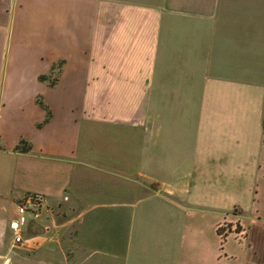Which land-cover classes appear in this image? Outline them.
<instances>
[{
  "label": "crops",
  "instance_id": "crops-1",
  "mask_svg": "<svg viewBox=\"0 0 264 264\" xmlns=\"http://www.w3.org/2000/svg\"><path fill=\"white\" fill-rule=\"evenodd\" d=\"M33 1L44 8H32ZM33 1L0 0V109L10 96L5 80L22 78L16 71L10 76L11 65L22 64L38 80L53 65L47 38L71 34L78 45L82 0H59L58 6L55 0ZM90 1L83 115L152 134L157 121L148 95L160 53L171 55L175 31L192 33V49L207 40V80L218 81L229 96L207 111V161L215 167L207 170V184L220 183L212 176L232 162L236 179L223 180L235 184L230 190L239 195L228 207L191 204L186 189L175 185L165 193L157 186L160 157L153 173L139 172L147 182L133 174L130 153H83L80 136L48 143L23 129L8 143L0 126V264H264V0ZM31 30L41 32V42L27 38ZM63 57L60 52V79L69 63ZM20 139L30 142L28 151L15 148ZM27 192L46 197L37 215L20 216L14 208ZM224 219L238 220L244 235H218L216 225Z\"/></svg>",
  "mask_w": 264,
  "mask_h": 264
},
{
  "label": "rangeland",
  "instance_id": "rangeland-1",
  "mask_svg": "<svg viewBox=\"0 0 264 264\" xmlns=\"http://www.w3.org/2000/svg\"><path fill=\"white\" fill-rule=\"evenodd\" d=\"M33 2L32 8H44L42 2ZM54 3L58 6L59 0ZM82 5L83 24H79L76 29L78 45L74 43L71 34L62 35L61 38L52 35L46 39L52 44L47 49V60H52L53 65L47 70L44 79L34 80L30 70L25 69L22 64L10 66V76L16 71L22 78L15 77L12 80L8 77L3 86L6 92L10 90V96L6 93V103L0 109V126L5 141L11 142L21 129L32 138L48 143L57 137H68L71 140L80 136L83 153L90 150L99 154L130 153L133 174L147 182L151 181L139 176V172L145 175L153 173L150 168L160 157L163 159V168L158 174L154 172V178L163 192L166 193L168 187L176 185L186 189L183 196L191 204L207 205L209 201L228 207L239 195L237 190H230L235 184L227 185L223 180L235 178L234 168L231 167L233 163H227L228 167H223L219 176H212L219 178L221 184H207V170H215L207 161V119L211 118L207 111L218 102L223 104L229 97L226 88L220 87L218 81L207 80V40L205 42L200 39L197 41V48L192 49L188 47L192 33L184 29L175 31V47L174 50L171 47V55L162 58L163 54L160 53L154 67L153 87L148 95L149 112L157 121V127L152 134L124 124L94 121L83 115L81 109L85 102L84 94L89 79L88 63L92 49L91 1L82 0ZM79 10L77 7L74 15ZM40 33L31 30L27 38L39 43L43 37ZM24 37L25 32L21 33V38ZM58 41L63 45L60 49H55L54 44ZM60 52L62 57L69 59L67 74L62 79L58 77L63 61L59 59ZM173 76H177L178 80H173ZM164 82L165 88H160ZM19 105L25 107L26 111L18 113ZM32 123H37L35 129L29 128ZM146 136L153 139L146 142ZM226 162L220 161L221 164ZM162 199H169V196H163ZM14 208L17 211V202ZM235 214L237 209L234 207L231 215ZM216 230L222 236L231 232L244 235L245 232L243 225L236 219L219 221Z\"/></svg>",
  "mask_w": 264,
  "mask_h": 264
},
{
  "label": "built area",
  "instance_id": "built-area-1",
  "mask_svg": "<svg viewBox=\"0 0 264 264\" xmlns=\"http://www.w3.org/2000/svg\"><path fill=\"white\" fill-rule=\"evenodd\" d=\"M46 206V197L41 192H27L17 200V212L20 216L24 214L37 215ZM11 227L14 230V241L21 240L20 220H13Z\"/></svg>",
  "mask_w": 264,
  "mask_h": 264
},
{
  "label": "trees",
  "instance_id": "trees-1",
  "mask_svg": "<svg viewBox=\"0 0 264 264\" xmlns=\"http://www.w3.org/2000/svg\"><path fill=\"white\" fill-rule=\"evenodd\" d=\"M46 76L40 75L39 78L44 79ZM15 148L20 151H28L31 148V144L25 139H20Z\"/></svg>",
  "mask_w": 264,
  "mask_h": 264
}]
</instances>
